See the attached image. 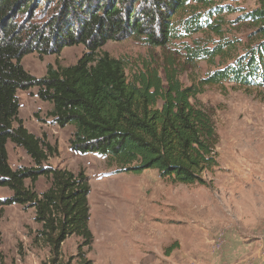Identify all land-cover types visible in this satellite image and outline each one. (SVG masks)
<instances>
[{"label":"trees","instance_id":"1","mask_svg":"<svg viewBox=\"0 0 264 264\" xmlns=\"http://www.w3.org/2000/svg\"><path fill=\"white\" fill-rule=\"evenodd\" d=\"M234 1L0 0V187L11 191L0 206L34 208L52 261L70 235L81 238L79 256L82 247L91 244L90 186L83 170L74 173L47 164L57 149L23 125L17 91L37 87L38 97L51 103L48 115L61 127H73L72 151L100 154L117 172L153 169L174 183L208 185L206 175L217 166L218 135L197 96L205 86L224 81L264 84V0H257V6L242 15L253 31L245 43L240 42V55L234 54L239 39L223 35L225 14L235 10ZM40 3L41 11L52 8V12L44 21H34ZM21 12L27 16L20 22L16 15ZM177 25L184 34L207 32L218 37L211 47L196 41L192 46L184 44L187 63L203 59L215 65V57L221 61L217 65L233 60L184 84L180 64L172 56L157 66L143 61L128 76L127 61L102 50L107 41L130 34L163 48L178 37ZM77 44L85 51L74 64L48 63L40 77L21 63L33 50L39 55L59 54L63 47ZM9 141L24 149L32 166L12 168ZM40 176L47 177L50 185L38 194L25 181L33 185ZM175 246L169 245L165 252ZM0 264L17 263H7L0 251Z\"/></svg>","mask_w":264,"mask_h":264},{"label":"rangeland","instance_id":"2","mask_svg":"<svg viewBox=\"0 0 264 264\" xmlns=\"http://www.w3.org/2000/svg\"><path fill=\"white\" fill-rule=\"evenodd\" d=\"M226 13L224 36L239 39L235 55L242 54V44L253 27L242 15L257 6V0H236ZM34 11V21H44L52 8ZM19 13L16 19H25ZM179 16H176L178 20ZM171 39L165 47H151L142 36L130 34L109 40L102 50L127 61L129 76L143 61L162 65L172 56L179 63V78H202L233 59L215 65L205 60L186 62L184 44L194 41L211 47L218 37L196 32ZM180 35V36H179ZM85 51L82 44L65 46L59 54L31 51L22 58L24 69L40 77L48 63L72 65ZM234 57V56H233ZM185 61V62H184ZM18 117L29 132L56 147L57 154L47 164L74 173L83 170L90 186L88 193L92 242L78 254L81 238L68 236L53 256L41 238V224L35 221L33 207L20 204L0 206V251L7 263L17 264H264V84L241 86L224 81L207 85L197 96L199 104L211 115L218 135L217 166L206 175L208 185H186L160 178L147 169L141 173L119 171L108 165L100 154L80 153L70 149L71 125L59 126L48 115L51 103L37 95V87L17 91ZM12 168L32 166L23 148L7 145ZM25 184L36 193L45 191L50 181L40 176ZM11 195L0 187V200ZM176 244L168 253L166 248Z\"/></svg>","mask_w":264,"mask_h":264}]
</instances>
